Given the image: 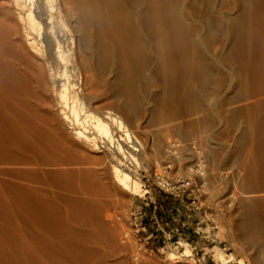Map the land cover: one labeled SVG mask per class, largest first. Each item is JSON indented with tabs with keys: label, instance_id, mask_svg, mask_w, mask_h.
I'll return each instance as SVG.
<instances>
[{
	"label": "bare ground",
	"instance_id": "1",
	"mask_svg": "<svg viewBox=\"0 0 264 264\" xmlns=\"http://www.w3.org/2000/svg\"><path fill=\"white\" fill-rule=\"evenodd\" d=\"M188 3L0 0V264H119L120 221L94 194L117 184L141 191L133 172L143 144L127 121H138L145 81L165 87L161 121L152 124L164 129L177 123L175 98L195 94L209 77L199 47L213 29L224 35L222 53L240 34L242 53L264 72V0H235L216 19L193 14ZM252 103L251 113L264 106L258 98ZM250 126L255 140L254 120ZM168 137L166 129L155 132L145 151L155 173L164 167L163 146L167 151L177 138ZM199 156L210 164L208 154ZM176 158L181 172L183 157ZM247 158L253 167L264 158V136ZM126 208L121 202L122 216ZM235 229L242 235L243 214ZM192 244L183 239L172 246L189 254ZM217 244L204 247L205 257L228 264L235 257Z\"/></svg>",
	"mask_w": 264,
	"mask_h": 264
},
{
	"label": "rangeland",
	"instance_id": "2",
	"mask_svg": "<svg viewBox=\"0 0 264 264\" xmlns=\"http://www.w3.org/2000/svg\"><path fill=\"white\" fill-rule=\"evenodd\" d=\"M187 1L193 7L190 8L193 14H208L213 19L218 17V10L235 3V0ZM240 41L241 36L237 34L235 38L228 41L230 50L222 53L221 46L225 43L224 35L220 28L213 29V32L207 36V45L199 47V52L204 57L203 70L209 74V77L205 78L204 85L200 83L197 86L195 94L175 98L174 103L170 105L177 112L173 115L177 123L164 127L169 132V140L173 137L188 140L193 136H197L200 140L202 152L183 148L180 154L183 157L180 173H191L192 176V185L188 191L190 198L185 197L184 206L188 207L186 211H183V220L186 221V226L189 223L193 224L187 228L189 232L195 225H205L209 223V218L215 217L218 227L210 233L217 234L219 239L212 240L208 232H200L192 235L190 241L193 243V248L189 256L178 257L177 255L183 252V248H179L180 251H178V248L174 249V246H170L165 253L143 254L138 257L132 243L124 236V232L130 228L135 193L117 184V189L113 188L110 192L94 194V196L104 199L103 206L112 208L120 221V225L117 222L119 229L117 262L119 264H223L217 256L205 257L204 255L205 246L217 243L219 246L223 244L225 252L235 257L228 264H241L239 258H242L245 264H264V158L259 160L256 167H253L247 158V151L252 147L256 148L264 136V127H261L264 120V106L252 113L247 109L252 107L253 99L258 98L264 103V72L259 73L255 61L242 53ZM156 83L155 78L145 81L147 87L144 86L141 93L144 102L138 113V121H127V125L143 144L139 157L141 163L136 165L133 172L139 178L146 168L150 175H154L155 162L145 151L151 145L154 133L164 130L155 128L157 125L152 126L161 121L158 117L159 104L166 93L164 85L156 87ZM205 89L206 92H204ZM148 99L151 103L145 106ZM243 100L248 102L235 103ZM117 114L125 118L119 109ZM253 120L255 121V140L251 139L250 123ZM198 122H204L206 127L195 126ZM205 128H211L209 131L215 142L209 141L210 136H205L203 133V130H207ZM166 147L165 143L160 157L163 165L167 161ZM201 153L208 154L209 159L212 158L209 160L210 164L206 160L209 177L206 178L207 187L203 190L199 189L200 182L203 180L199 178L192 166L196 156ZM177 165L173 164V167L168 169L170 174L176 173ZM220 170L228 171L230 175L224 184L217 182V173ZM112 179L110 177L106 179V182H112ZM214 187L217 190L213 189ZM214 190L215 194L212 193ZM231 193L232 196H230ZM226 195L230 198L224 201ZM197 199L209 206L199 207L192 203ZM59 202L64 206L62 201ZM121 202H124L127 207L124 216L119 210ZM213 202L219 203L220 206H211ZM196 208L202 209L204 215L201 216ZM242 214L245 229L242 235H239L235 229V223L237 217ZM189 215L190 219L187 220L186 216ZM172 251L176 253L173 257L170 256Z\"/></svg>",
	"mask_w": 264,
	"mask_h": 264
},
{
	"label": "built area",
	"instance_id": "3",
	"mask_svg": "<svg viewBox=\"0 0 264 264\" xmlns=\"http://www.w3.org/2000/svg\"><path fill=\"white\" fill-rule=\"evenodd\" d=\"M183 148H192L200 153V140L197 136L188 140L175 138L167 148V161L163 170L154 173V175H150L148 171L144 170V174L139 178L141 191L135 193L130 229L125 233V238L129 239L135 247L137 256L165 253L170 246L180 243L183 239L191 240L193 234L197 235L200 232H208L212 240L219 239L217 234L210 233L218 227L215 217L209 218L211 220H208L209 223L202 226L195 225L193 229L187 231V228L193 224L189 223L186 226V221L183 220V211H186L188 207L184 204L185 197L190 198L188 191L192 185V176L191 173L176 171V173L170 174L168 171L170 167H173V164L175 165L176 157L180 156ZM192 166L197 171L199 178L203 180L200 182L199 189H205L208 184L206 178L209 177L205 159L198 154ZM229 177L228 171L220 170L217 173V182L224 184ZM230 196L227 195V200ZM192 203L199 207L209 206L199 199ZM211 206H220V204L213 202ZM196 209L201 216L204 215L202 209ZM186 219L189 220L190 215L186 216ZM186 255H191V252L187 254L183 249V252L177 256Z\"/></svg>",
	"mask_w": 264,
	"mask_h": 264
}]
</instances>
